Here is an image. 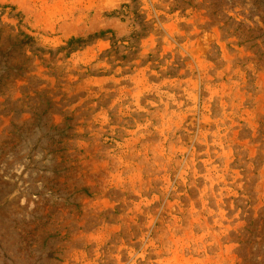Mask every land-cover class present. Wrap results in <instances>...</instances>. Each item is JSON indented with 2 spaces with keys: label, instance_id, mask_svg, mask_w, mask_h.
Returning <instances> with one entry per match:
<instances>
[{
  "label": "rangeland",
  "instance_id": "obj_1",
  "mask_svg": "<svg viewBox=\"0 0 264 264\" xmlns=\"http://www.w3.org/2000/svg\"><path fill=\"white\" fill-rule=\"evenodd\" d=\"M0 264H264V0H0Z\"/></svg>",
  "mask_w": 264,
  "mask_h": 264
},
{
  "label": "trees",
  "instance_id": "obj_2",
  "mask_svg": "<svg viewBox=\"0 0 264 264\" xmlns=\"http://www.w3.org/2000/svg\"><path fill=\"white\" fill-rule=\"evenodd\" d=\"M101 34H102V33H101ZM73 41H74V39L71 38V39L68 41V45H71V44L73 43ZM75 41H77V39H76Z\"/></svg>",
  "mask_w": 264,
  "mask_h": 264
}]
</instances>
